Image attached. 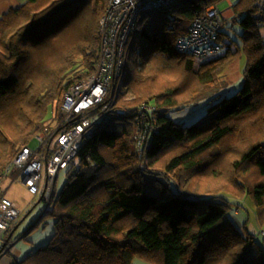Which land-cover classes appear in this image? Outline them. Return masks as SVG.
I'll return each mask as SVG.
<instances>
[{"label":"trees","instance_id":"trees-1","mask_svg":"<svg viewBox=\"0 0 264 264\" xmlns=\"http://www.w3.org/2000/svg\"><path fill=\"white\" fill-rule=\"evenodd\" d=\"M105 1L26 0L0 16V169L61 118L64 93L95 71ZM182 1L140 21L131 43L140 45V59L127 62L125 75L135 99H118L133 112L112 116L85 138L61 191L54 188L48 204L39 197L41 219L54 220L48 242L12 264H209L213 251L226 257L221 264H264V247L235 225L227 200L250 196L264 224V0H235L229 18L242 28L241 45L227 42L225 56L200 62L175 43L218 0ZM241 52L242 83L233 91L223 74ZM177 64L193 73L190 86L156 91L157 75ZM141 103L154 109L144 111L139 155L133 137ZM228 139L233 153L215 151ZM221 153L230 157L232 191L198 195L178 187L180 170L198 175L222 164ZM151 160L159 168H148Z\"/></svg>","mask_w":264,"mask_h":264},{"label":"built area","instance_id":"built-area-1","mask_svg":"<svg viewBox=\"0 0 264 264\" xmlns=\"http://www.w3.org/2000/svg\"><path fill=\"white\" fill-rule=\"evenodd\" d=\"M182 0H108L97 25L100 37L99 60L95 71L88 77L71 85L64 93L61 118L54 126L46 127L35 139L36 148L23 146L13 159L0 169V186L4 178L16 173L13 180L20 181L28 193L49 202L54 191L55 180L61 169L66 168L76 157L80 146L93 128L112 116L133 112L130 107L118 103L125 90V75L129 49L137 27L146 15L164 10ZM217 4L208 6L196 16L187 31L176 40V48L196 58L214 57L224 51L216 40L223 20L228 19L225 11ZM151 105L137 106L134 119L135 133L133 149L141 154L147 132L145 110ZM13 182V181H12ZM19 216L16 204L1 193L0 188V239Z\"/></svg>","mask_w":264,"mask_h":264},{"label":"rangeland","instance_id":"rangeland-1","mask_svg":"<svg viewBox=\"0 0 264 264\" xmlns=\"http://www.w3.org/2000/svg\"><path fill=\"white\" fill-rule=\"evenodd\" d=\"M107 1L108 0L105 1L106 4ZM234 1L235 0H232V3ZM216 4L219 9L228 7L227 0H218ZM231 15H233V11ZM231 17L232 16H230V18ZM230 18L221 27V31L224 33V35H222L221 37V41L217 40V42L221 44L224 49L222 54L202 59L197 58L198 62L206 59L225 56L227 53V42L232 41L235 45H241L242 28L238 24V22H233L232 20H230ZM262 36H264V28L262 29ZM138 49H140V45H132V47L129 49L127 57L128 63H132L135 59H140L139 55L137 54ZM244 65L245 56L241 52V55L232 63H230V65H228V67L224 71L223 78H225V80L227 81L229 89L234 91L240 87L242 83V70L244 68ZM197 66V64L194 65V70H196ZM180 70V65L177 64L173 69H169L159 73L153 83V85H155L154 88L157 89L156 91L165 89L167 85H174L187 89V87L192 83L193 73L189 72V74L185 75L184 72ZM119 98L122 99L121 102L124 105L128 102L132 103L133 99H135V96L132 93H128L126 90H124ZM52 125L54 126L55 123H53ZM227 144L232 146V142H230L228 139L224 142V144L220 145L219 148L221 149H216L215 151L222 152L223 150H227L230 153H233L236 149L227 146ZM37 146L38 141L36 139L32 143H30L31 148H36ZM227 147H229V149H227ZM170 149L177 148L171 147ZM170 149L166 152H163L159 156L158 163H161L162 160H165L167 158V156H170L168 154L170 152ZM219 158H222V164L218 166L207 164L203 171L198 175L188 174L184 170H180L179 175L175 177L176 181L179 183L178 187H187L189 192L198 195L221 193L219 190H222V187H227L226 190L232 191L230 189V185H232L233 181L231 168L227 165L229 164L230 157L227 158V154H225V157H223V153H221L219 155ZM153 161L154 160H151L149 162L147 161L148 168H159L158 163H155ZM67 171L68 170L64 168L61 169L58 173L54 186L56 195L61 191L64 183L66 182ZM15 174L16 173L14 172L11 175H7L0 186L1 193H4L7 198L12 200L16 204L17 210L19 211V216L15 221L16 224L14 222V224L17 226L11 233V236L9 237V230L7 234L4 235L2 239H0V249L3 245H6V247L9 249L8 253L0 255V264H12V261L15 258L13 257V253L15 251L20 252V257L18 259L23 258L25 255L33 252L38 247L46 244L53 233L54 220L49 216L41 219V215L45 208L44 202L38 201L39 196H34L28 193L26 187L20 181L13 180ZM223 193L225 192L223 191ZM237 196H242V198H240L241 202L238 199L227 195V200L231 202V204H233L228 211V215L235 223V225H237L240 229L247 228L248 231H251L255 235L257 241L264 247V234L262 233V231H264V224H260L257 219L256 208L254 206L252 198L250 196H247L246 194H237ZM237 204L240 205L239 209L236 206ZM14 224L13 226H15ZM7 239L8 241H6ZM208 256L209 257L207 258V261H209L211 264H221V261L226 260V257L223 258L222 256L218 258L220 259V261L216 259L214 257V251L209 252Z\"/></svg>","mask_w":264,"mask_h":264},{"label":"crops","instance_id":"crops-1","mask_svg":"<svg viewBox=\"0 0 264 264\" xmlns=\"http://www.w3.org/2000/svg\"><path fill=\"white\" fill-rule=\"evenodd\" d=\"M25 1H26V0H0V16H1L4 12H6L7 10H9V9H11V8H16V7L20 6V5H22ZM226 8H227V7H226ZM226 8H224V9H226ZM225 13H226L228 16H231V14H232V9L225 11ZM15 226H16V225H15ZM15 226H13L12 229L9 231V237L11 236V233L14 231ZM7 232H8V231H7ZM7 232H6L4 235H6ZM8 239H9V238H8ZM8 239H7L6 241H8ZM3 247H4V248H3ZM2 249H3V251H2L3 253L0 254V255L6 254V253H8V251H9V249L6 247V245H3V246H2ZM19 253H20L19 251H15V252L13 253V257H15V258L18 259V258L20 257V256H19V255H20ZM132 264H152V263H149V262L144 261V260L139 259V258H134L133 261H132Z\"/></svg>","mask_w":264,"mask_h":264},{"label":"water","instance_id":"water-1","mask_svg":"<svg viewBox=\"0 0 264 264\" xmlns=\"http://www.w3.org/2000/svg\"><path fill=\"white\" fill-rule=\"evenodd\" d=\"M17 226V225H16ZM16 226H15V228H16Z\"/></svg>","mask_w":264,"mask_h":264},{"label":"clouds","instance_id":"clouds-1","mask_svg":"<svg viewBox=\"0 0 264 264\" xmlns=\"http://www.w3.org/2000/svg\"><path fill=\"white\" fill-rule=\"evenodd\" d=\"M230 17V16H229ZM202 59V58H201Z\"/></svg>","mask_w":264,"mask_h":264}]
</instances>
